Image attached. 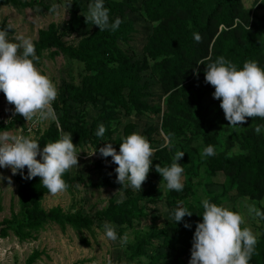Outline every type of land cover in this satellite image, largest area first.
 Masks as SVG:
<instances>
[{
    "label": "trees",
    "instance_id": "trees-1",
    "mask_svg": "<svg viewBox=\"0 0 264 264\" xmlns=\"http://www.w3.org/2000/svg\"><path fill=\"white\" fill-rule=\"evenodd\" d=\"M43 1L0 0V5L34 8L36 4L49 10L51 6ZM92 1L69 0L68 18L61 24L50 22L46 28L38 30L33 40L39 56L36 67L40 65L43 52L52 49L53 56L62 54L76 60L83 65L84 71L78 84L64 82L59 87L52 105L59 111L58 120L42 132L36 128L31 138L40 143L41 151L46 143L55 142L63 134H72L77 151L89 146L99 153V149L110 142L119 153L120 143L136 133V125L128 122L119 131L117 125H113L116 117L120 112L125 116L149 113L161 114L159 130L164 138L170 135L171 144L163 148L151 145L156 149L152 168L144 187L136 194L131 187L117 183L115 169L118 165L112 157L100 155L94 167L104 169L103 178L95 183L88 180V183L116 188L127 196L122 200L109 199L107 206L99 209L95 217L81 210L66 212L60 206L46 210L42 200L48 191L41 185L40 177L24 179L28 174L25 168L23 175H13L18 210L11 209L10 217L0 222V237L5 238L11 232L23 242L33 239L50 222L61 229L69 226L74 230H90L97 218L117 225L120 233L129 228L134 233L124 248L123 260L106 264H172L161 262L171 256L168 252L148 254L146 247L154 246L153 240H160L161 248L173 251L177 258L174 264H190L196 226L203 222L204 199L219 206L229 200L228 193L234 190L236 197L256 202L264 200V128L257 134L252 127L264 125V120L247 118L246 123L231 127L220 107L221 101L213 96L214 87L205 81L207 64L220 56L235 64L238 70L249 60L264 68V0L256 2L254 7H245L242 0H104L105 7L110 10V22L116 18L123 21L114 32L100 31L98 26L86 22L84 15ZM128 11H138L150 24L141 60L133 59L120 45L131 41L136 33L134 21L126 17ZM89 26L92 29L75 43L65 40L81 27ZM194 33L202 37L200 43L194 39ZM143 72L159 84L164 96L162 105L149 100L153 98L152 92L149 83L142 79ZM88 104L98 111L91 120L87 119L84 109ZM24 122L23 116L14 113L7 123L0 121V131L19 124L26 136ZM101 124L106 132L98 137L96 131ZM157 131L153 125L146 129L145 138L150 144ZM208 145L214 147L215 155L201 156ZM178 151L185 153L179 161L184 168V188L181 192L167 190L163 200L171 218L178 206L187 208L193 215L185 216L179 223L172 218L163 227L136 228V222L139 224L149 217L140 202L147 199L156 204L162 196V177L155 171L156 165L170 166ZM218 173L224 175L221 190H207ZM63 179L67 190L76 183H83L81 174L71 175L70 171ZM258 209L264 212V204H259ZM230 210L237 212L233 206ZM150 217L155 218V215ZM259 221L257 244L249 264H264V219ZM40 255L41 251L33 250L24 264H34Z\"/></svg>",
    "mask_w": 264,
    "mask_h": 264
},
{
    "label": "clouds",
    "instance_id": "clouds-1",
    "mask_svg": "<svg viewBox=\"0 0 264 264\" xmlns=\"http://www.w3.org/2000/svg\"><path fill=\"white\" fill-rule=\"evenodd\" d=\"M60 7L59 4H53L49 11L56 13ZM109 12L104 0H93L84 16L87 23L98 26L100 31L114 32L123 21L116 18L114 22H110ZM10 29L11 25L8 29L0 30V92L4 93L9 104L15 106V113L23 116L28 123L55 122L58 118L52 105L58 95L56 85L37 69L35 62L39 61V56L32 39L16 35V42H12L8 39ZM194 39L200 43L202 37L194 33ZM205 81L214 87L213 96L221 101L220 107L231 127L246 123L247 118L258 117L264 120V68L256 61H246L242 70H238L235 64L220 56L207 64ZM252 127L260 134L264 125ZM105 132V126L101 124L96 135L103 137ZM165 140L166 143L161 148L170 146V135L165 136ZM96 151L95 149L92 155ZM155 151L150 142L139 133L125 137L120 143L119 153L110 142L99 149L101 156L112 157L113 162L118 165L115 169L117 183L136 191L142 188L148 177L152 168L151 157ZM184 155V152L178 151L170 166L156 165L155 171L162 177L160 188L176 192L183 190L184 168L179 161ZM213 155L215 150L212 145L206 146L201 152L204 157ZM38 156L41 159H37ZM78 165L72 134H63L55 142L46 143L41 151L40 143L30 136L0 132V167L10 168L13 175H23V170L27 168L28 174L23 178L31 180L40 177L41 185L53 196L67 190L68 185L63 176ZM8 181L11 184V177ZM248 199L246 197L242 201L247 214L264 219V212L254 204H248ZM179 204L182 205L183 202ZM202 205L203 222L196 226L190 264H249L255 252L257 235L246 226L245 216L228 207L210 203L208 199H204ZM192 215L187 208L178 206L173 210L172 218L179 223L185 216ZM185 227L190 225L185 224ZM103 229L107 239H118L115 226L104 222ZM121 243H127L126 235L121 238Z\"/></svg>",
    "mask_w": 264,
    "mask_h": 264
},
{
    "label": "rangeland",
    "instance_id": "rangeland-1",
    "mask_svg": "<svg viewBox=\"0 0 264 264\" xmlns=\"http://www.w3.org/2000/svg\"><path fill=\"white\" fill-rule=\"evenodd\" d=\"M35 1L37 2L38 0ZM43 2L49 6L59 4L61 7L56 13H53L36 4L34 5V8H23L14 4L0 5V30L8 29L9 25H11L8 36L10 41L16 42L14 40L16 35L30 37L33 41L37 38L39 29L46 28L52 21L61 24L66 18H68V10L70 7H65L64 5L69 4V0H44ZM242 2L245 7H254L255 3H258L259 0H242ZM126 17L134 21L136 33L132 35L133 37L131 41L128 43H120V45L133 59L141 60L142 46L145 43L146 36L149 34L147 28H149L150 24L144 20L143 16L138 11H128ZM90 29H92V26L81 27L72 36L65 38V40L75 43L80 36ZM51 52L52 49L43 52L40 65L37 69L50 78V80L56 85L58 92L59 87L64 84V82L78 84L84 71L83 65L62 54L53 56ZM142 79L150 85L153 98H149V100L162 105L164 96L156 79L147 75L145 72H143ZM84 109L88 120L94 119L98 113L96 108L91 104L86 105ZM14 113L15 106L9 104L4 93L0 92V118L8 121L12 118ZM55 113L57 116L59 115L58 110H55ZM119 114L120 115L116 117V121L113 122V125H117L119 131L122 130L126 123L133 122L136 125L134 131L146 137V129L149 125H153L158 131L153 134L155 140L151 142V145L156 146L166 143L163 134L159 130L161 114L150 115L147 113L139 116H125L121 112ZM55 122L46 121L41 123H28V121L25 120L24 125L30 130H26L28 132L26 136L32 137L34 136V130L36 128L38 129V132H42ZM7 131L12 134H23L19 124ZM93 151L94 149L89 146L77 151L79 165L74 166L70 170V173L71 175L77 173L81 174L83 183H76L70 189L56 196H53L50 193L45 194L42 200V206L46 210L54 206H60L66 212L81 210L83 213L95 217V214L99 209L107 206L109 199L113 198L116 200H122L126 198L127 194L116 188L106 186L97 187L88 183V180H90L91 183L100 181L104 174L103 168L98 170L94 167V162L101 157L97 151L95 155H92ZM152 158L153 155L151 160ZM39 159H41V157H39ZM107 164L111 166L112 162H107ZM0 177H3V179H0L1 222L4 218L10 217L11 209L17 212L18 206L16 183L13 179L11 169L0 167ZM9 177H11V184H9L8 181ZM223 179V173H218L213 179L214 183L208 186L207 190H211L212 192L220 191ZM184 180L185 178L182 177V183ZM142 187H144V185H142ZM133 191L134 194L137 193L136 190L133 189ZM166 191L165 188H162L161 199L156 204L149 203L147 199H143L140 202V204L146 208L149 217L142 220L139 224L136 222V228H147L150 225L163 227L167 221L172 220L163 200V194H165ZM202 191L201 188L200 192L202 193ZM228 195L229 200L219 206H225L229 209H231L232 206L235 207L237 212H240L245 216L246 226L250 227L252 231L258 235L257 226L260 224L259 218H254L247 214L246 209L242 207V201H244V199L236 197L237 194L234 190L230 191ZM247 203L254 204L255 207L258 208L259 204H264V200L261 202L247 200ZM151 214H154L155 218H151ZM104 222L108 221H100L95 218L94 224L91 226L90 230H74L69 226H66L65 229H61L57 224L50 222L45 225L44 229L39 230L33 239H28L23 242L18 241V239L9 232L7 237H0V264H24L25 259L33 250L41 251L40 257L35 260L34 264H106L108 262L115 263L123 260L124 248L134 237L133 229L129 228L125 230V232L120 233L118 230L119 227L110 223L115 226L118 236L116 241H111L104 235ZM125 235L127 236V243L122 244L121 238ZM82 240L88 241V244L84 243ZM153 242L154 246L146 247L148 254L168 252L171 256L167 259L163 258L161 262L168 261L172 264L176 263L177 258L173 251L161 248L158 245L160 240H153Z\"/></svg>",
    "mask_w": 264,
    "mask_h": 264
},
{
    "label": "built area",
    "instance_id": "built-area-1",
    "mask_svg": "<svg viewBox=\"0 0 264 264\" xmlns=\"http://www.w3.org/2000/svg\"><path fill=\"white\" fill-rule=\"evenodd\" d=\"M13 115H14V114H13ZM12 117H13V116H12ZM10 120H11V119H10ZM10 120H8V121H10ZM0 121H3L4 123H7V122H8V121H5V120H2V118H0ZM27 130L30 131L29 128H27Z\"/></svg>",
    "mask_w": 264,
    "mask_h": 264
},
{
    "label": "water",
    "instance_id": "water-1",
    "mask_svg": "<svg viewBox=\"0 0 264 264\" xmlns=\"http://www.w3.org/2000/svg\"><path fill=\"white\" fill-rule=\"evenodd\" d=\"M1 227H2V226H0V230H1Z\"/></svg>",
    "mask_w": 264,
    "mask_h": 264
}]
</instances>
